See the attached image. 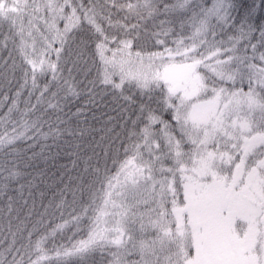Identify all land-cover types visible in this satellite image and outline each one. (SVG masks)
<instances>
[{
    "label": "snow or ice",
    "instance_id": "1",
    "mask_svg": "<svg viewBox=\"0 0 264 264\" xmlns=\"http://www.w3.org/2000/svg\"><path fill=\"white\" fill-rule=\"evenodd\" d=\"M4 51L0 264H264V0H0ZM54 147L83 173L41 211Z\"/></svg>",
    "mask_w": 264,
    "mask_h": 264
},
{
    "label": "trees",
    "instance_id": "2",
    "mask_svg": "<svg viewBox=\"0 0 264 264\" xmlns=\"http://www.w3.org/2000/svg\"><path fill=\"white\" fill-rule=\"evenodd\" d=\"M168 2L172 3L174 0H168ZM0 56L7 59V51L0 52ZM84 75L85 73L83 72L80 74L81 80L84 79ZM9 95L11 96L12 93L10 92ZM106 103H109L107 98L102 102L100 97H97L95 105H89L86 99L75 102V104L80 105L81 113L79 118L72 116L70 121L71 127L85 128L88 130L83 137L78 134L75 141L81 144L82 151L80 155L84 159H87V156L93 154V149H95L96 153L101 152V149L96 147V143L100 140V136L103 134L100 132V129L104 126V122L107 119L104 113L109 111V109L104 106ZM75 104L72 106V112L76 111ZM20 107L22 108L23 104H21ZM4 110L6 111V109ZM110 115L115 117L116 113L112 112ZM111 126L115 127L117 132L121 131V128L116 126L115 121H113ZM67 139L71 140L72 138L68 137ZM37 151H39V149H37ZM51 152L54 159H48L47 161L37 160L33 167L27 169L28 172H31L36 176V188L33 191L37 201L36 207L41 211L43 210L41 208L42 203L47 206L49 201L55 200L56 202H59L62 192L64 199L71 201L72 193L70 191L65 192L64 189L66 185L69 184V177L72 178L73 184L78 183L76 177L83 173L84 168L83 160H77V166L73 167V161L76 160V157L74 155H69V153L72 152L71 148L63 147L57 149L54 147ZM57 152L59 155H56ZM109 166L111 167V164H109ZM13 187H18V185H13ZM41 192H43V196H41ZM11 194L13 196L16 195L15 192H12ZM79 196L80 194L77 193L78 198ZM25 198H27V192H25ZM2 205L3 201H0V206ZM71 210L70 207L67 209L68 212ZM65 215H67V212ZM56 222H61L59 219V213H57ZM6 234L5 231L4 235ZM97 259H99V257H97Z\"/></svg>",
    "mask_w": 264,
    "mask_h": 264
}]
</instances>
